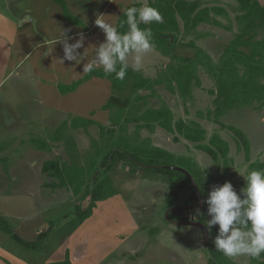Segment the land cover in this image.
I'll list each match as a JSON object with an SVG mask.
<instances>
[{
  "label": "rangeland",
  "instance_id": "obj_1",
  "mask_svg": "<svg viewBox=\"0 0 264 264\" xmlns=\"http://www.w3.org/2000/svg\"><path fill=\"white\" fill-rule=\"evenodd\" d=\"M7 1L0 0V10L8 11ZM216 1L207 0V4ZM156 2L159 4L161 1L157 0ZM234 2L236 4L235 0ZM236 13V8H233L228 16L227 14L226 16L224 14L215 15L221 22L225 23L222 27L216 24H207L206 27L198 28L200 32L207 31L210 36L217 37V39L207 37V47H212L215 56L220 54L224 45L236 32L233 28V26L235 27L233 18ZM15 19L18 21L16 17ZM216 27L223 32L217 30ZM240 28L241 24L239 30ZM255 34L257 39L264 38V24L257 27ZM23 42L24 45L20 47V60L22 61L19 62L16 55L12 58L8 57L6 51L3 52V56L0 58V139L3 143L9 142L13 136L19 139L21 145L20 155L23 157L27 153L28 160L33 162L31 167H28L25 161L12 163L15 169L12 172H16L17 175L11 178L10 174L12 173L8 172L7 168L11 163L4 164L6 167L4 169L7 171L2 173L1 166L3 163L0 159V190L6 191L15 187L14 190L24 193L29 188L35 193V197L18 195L15 191H6L7 194H0V217H6L7 219H5L10 224L11 229L14 226L12 232L26 241H36V229H41L40 232L45 234L40 243L42 244L41 247L36 250L22 246L13 236L4 237L5 233L0 234V244L13 248L14 251L17 250L18 255L28 258L31 263L45 262V258L50 255L49 252L78 225L76 222L78 210L89 205L88 198L85 197L89 181L87 174L78 195L72 193V190L68 187L57 192L55 190L50 191L48 187L41 190L43 184L57 181L50 172L43 170L45 162L57 160L58 163L66 164L69 167L73 164H87L92 158L93 162L96 161V174L98 172L99 175H104L102 172L103 167L100 168L99 166L101 159L108 150L113 148L112 146L117 142V138L121 136L131 146H140L141 142H148L151 146L160 145L169 148L178 155L177 157L192 160L195 163L196 170V172H193L196 176L195 181L193 180V186L197 192L199 203L187 205L186 200L191 190L178 189L176 186L171 185L165 174L146 169L136 170L132 168L129 160H120L118 165L112 167L109 171L107 170L105 174L111 176L113 187L117 191L116 194L121 195L116 196V198H125L127 202L125 204H128L129 211H123L122 208L117 207L115 211L117 216L113 215L111 221L115 222L116 220V223L117 220L121 221L117 223L114 230H120L121 226L124 225L127 230L131 229L134 235L140 236V241H137L140 248L136 250L137 254L131 256L132 258H128L131 254L121 246L115 250L116 252L108 253L100 264H118L117 257H119V254H125L127 260L131 259L130 261H135L138 257H141L143 264H209L212 251L220 254L213 244L219 226H213L211 234L208 233L203 220L211 219V216L207 212L208 205L204 201L213 187L219 186L225 181L232 182L234 188L239 192L245 181L238 172L246 174L250 170V162H264V106L260 107L257 102H253L241 108L231 109L220 117L214 116V107L211 114L208 115L206 111H208V108L212 109V97L208 94L206 87L204 90L195 89L193 99L189 100L186 105L176 97H174V100H169L170 106L177 117L181 116L179 118L186 121L195 119L200 122L207 131L205 142L208 143V139L214 133L219 134L227 141L229 152L225 168L222 159L218 163L215 162L208 153L196 149L192 143L184 139L175 141L172 135L162 131L154 134L149 133L147 130L136 131L133 130V125L126 130L125 128L122 130L115 128L100 131L97 126L93 125L88 127V130L68 131L70 135L67 134L63 137V143H49L50 148L42 150L43 148H40L41 143L46 138L50 140L54 134L53 131H48L49 128L52 129L57 126L60 118L57 117V119L52 116V112L49 111L44 113L43 109L45 108L41 107L34 99V95L37 96L39 91L35 84L31 83L29 73H31L30 64L34 60L35 54L27 55V45H30V43L26 40H23ZM173 47L174 43L170 45V48ZM200 74L207 89L214 87L212 80L206 77L204 73L201 72ZM119 93L126 95L128 90ZM33 99L35 103H33ZM150 102L153 105L159 103L156 98L150 100ZM197 111H202L201 117L197 115ZM126 112L127 117H136L139 114L138 107L136 108L135 105L127 109ZM221 124L236 126L246 133L250 141L249 161L245 159L244 152L238 150L234 133ZM62 133L65 135L64 129ZM27 146L31 148L29 153L27 152L29 148H26ZM97 149L101 150V153L96 156L95 150ZM209 164L211 165L205 172V168ZM7 173L8 176H6ZM175 192L177 194L170 203L168 199ZM27 196L30 200L27 199ZM33 197L36 203H33ZM104 200L99 203V210L94 213L96 218L103 220L102 224L98 222L101 230L103 225H107L104 224L105 217L100 215V213L106 211L109 203V201H105V204ZM119 201L120 199L116 202ZM39 208L42 211L38 210ZM170 208H184L182 210L187 220L183 222L168 221L166 212ZM110 230L111 227L108 230L109 235ZM198 230L203 235L198 234ZM105 235L106 233L100 234L99 237L102 239ZM97 237L98 235H93L90 238V242L93 243L90 252L94 248ZM134 243L135 241L131 245V249L134 247ZM33 251H37V253L28 254L29 252L33 253ZM226 259L229 264H260L259 262L264 261V254L256 259L248 256L226 257ZM119 261L121 260L119 259Z\"/></svg>",
  "mask_w": 264,
  "mask_h": 264
},
{
  "label": "trees",
  "instance_id": "obj_2",
  "mask_svg": "<svg viewBox=\"0 0 264 264\" xmlns=\"http://www.w3.org/2000/svg\"><path fill=\"white\" fill-rule=\"evenodd\" d=\"M54 1L62 6L63 14L69 22L83 25L86 28L79 19L69 12L64 0ZM236 1L239 13L235 18L241 24V28L239 33L225 47L217 67H213V61L208 54L201 49H197L193 58L183 57L179 58L177 62L169 64L166 67L164 76L161 78L150 79L144 77L139 71H133L129 68L125 78L118 80L114 74L106 76L101 69L91 74H84L71 84H58L59 91L61 93L74 91L79 85L94 76L105 77L111 83L112 95L102 106V109L110 111V121L116 129L122 130L125 128L126 130L128 123L136 122L137 130L145 127L149 132H153L156 125H159L174 134L173 138L175 141L178 140L177 135L182 136L195 143L196 148L208 153L215 162L218 163L222 159L223 167L225 168L228 161L229 144L217 133L211 135L208 143L205 142L207 131L197 121L186 122L183 119H179L173 122V114L166 104H162L158 108L148 107L136 117H127L126 110L134 105L138 106L139 104L136 105L134 102L147 97V95L139 94V90L146 89L150 93H154V86L163 83V81L167 83L166 85L171 92L175 93L177 91L183 98L191 96L192 86L201 85L198 75L199 66L206 67L215 79L216 89L209 90L210 94L215 95L214 116L220 117L231 109L241 108L253 102H257L260 107L264 106V38L257 39L255 34L257 27L264 24V3L258 0ZM149 4L157 8L162 14L163 23L142 24L140 27L151 28L155 48L162 49L165 53H170V49L167 48L171 45L168 38L169 34L179 29L177 15L182 19L186 29L195 27L201 22L217 25L219 22L213 19L210 13L221 15L225 13V10L221 7L200 8V0H162L159 4L151 1ZM132 6L140 7V4L132 3L125 10ZM125 19L126 17L122 13L117 26ZM120 30L122 32L127 31V25L125 24L124 28ZM123 90H128V94L122 95L119 93ZM207 114L210 115L211 111L208 110ZM67 124L72 129L79 127L86 129L89 125L97 124V122L79 116L74 117L69 123L63 122L51 136V140H60L63 135L62 130ZM221 125L234 133L238 150L243 151L245 159L249 161L250 141L246 133L233 125ZM99 130H105V128L99 125ZM112 147L104 154L99 165L100 168L103 167L102 172L104 175H99L98 172L96 174V161L93 162L92 158L87 164H73L69 167L66 164L58 163L57 160H49L44 164L43 170L50 172L57 179L55 182L44 185L52 188L68 187L75 195L79 194L84 177L86 174L88 175L89 181L85 197L88 198L89 205L78 210L77 223H82L91 216L93 208L98 201H102L117 193L113 187L111 176L105 174V172L118 165L120 160L124 159L130 161L133 169H146L165 174L171 185L176 186L178 189L191 190L186 200L187 205L199 203L197 192L192 182V179L195 181L194 178L196 177L193 174V172H196L195 163L189 158L177 157L162 148L151 146L148 142H141L140 146H131L121 136L117 138V142ZM40 148L49 149V143L43 141ZM100 153L101 150H95L96 156L100 155ZM249 169H264V162H250ZM176 194L177 192L169 197L170 203L174 200ZM166 217L168 221L174 222L187 220L182 209L172 210L167 213ZM0 229L13 236L22 245L33 248L38 247L45 234L40 232L36 237V241H26L13 233L7 220L2 217H0ZM210 255L209 264H229L222 253L219 254L212 251ZM259 263L264 264V261ZM50 264H70V262L67 258L63 262Z\"/></svg>",
  "mask_w": 264,
  "mask_h": 264
},
{
  "label": "crops",
  "instance_id": "obj_3",
  "mask_svg": "<svg viewBox=\"0 0 264 264\" xmlns=\"http://www.w3.org/2000/svg\"><path fill=\"white\" fill-rule=\"evenodd\" d=\"M64 1L67 5L69 12L75 18L79 19L85 25L86 28H84L83 25H78L69 22L63 14L62 6L54 0H8L7 1L8 11H6L8 13H6L4 9H2L4 11L0 10V51H1L0 58L1 56H3V52L6 51L8 57L12 58L14 57V55H16L18 61L20 62L22 61L20 60L21 59L20 47L24 45L23 40H26L30 43V45L29 44L27 45L28 50L26 54L27 55L35 54L34 60H32L30 64L32 68L31 73H29L30 81L32 84H35V86L38 88L39 91V94H37V96L34 95V99L37 101V103H39L41 107L45 108L43 109L44 113L45 111H49L52 112L53 114L52 116L56 118L57 117L60 118V119L57 118L58 119L57 126L53 127L52 129L49 128L48 131L55 132L63 122L66 121L69 123V121L72 118L78 116L82 118L94 120L97 122V124H92L89 125L88 127L94 125L97 126L99 129V125H102L105 128V130L116 128L110 121V114H111L110 111L102 109V106L107 102L109 97L112 95L111 83L107 78L94 76L91 79L79 85L77 89H75L74 91H70L67 93H61L59 91L58 84L61 83L71 84L73 81L81 78L84 75V73H82V67H83L82 63L77 65L75 64V62L65 61L64 64H62L58 60L64 55V53H63L62 45L59 43L55 44L56 34L61 30V28L64 29L70 28L72 30L70 35L78 32L84 33L85 48H89L91 45L98 46L105 39V34L94 23L95 18L98 14L109 15L106 16V19L110 20L112 23L117 25L118 20L123 13L122 9L125 10V8L132 3H139L141 6L145 2V0H115V2H110V0H103L102 3L98 2V0H64ZM150 1L156 2L157 0H147V3L149 4ZM185 1H194V0H185ZM260 2L264 3V1H260ZM200 4H201L200 8H207V6L209 8L221 7L225 10L224 16H226V14L228 16L229 12H231L233 8L234 9L236 8V10L238 9V3L236 1L235 4L234 0H217L212 4H207V0H200ZM238 13L239 12L237 11V13L234 15H237ZM11 14L15 16L18 19V21ZM210 15L213 17V19L219 22L217 26L222 27L223 25H225V23L221 22V20H219L217 17L218 15L221 14H214L211 12ZM177 21H178L179 29L177 31L171 32L168 36L170 43L171 44L174 43L173 48L167 47L170 49V53H165L163 52L162 49H158L154 47L152 51L145 54L143 58V67L139 71L144 77L150 79L163 77L166 67L169 64L177 62L179 58H183V57L193 58L197 49H201L203 50V52L208 54L213 61V67H217L220 62V56L222 55L225 47L230 43V41L235 37V35L239 33V26H240V24L238 23V21L234 16L233 21L235 23L236 28L234 26L233 28L234 31L236 30V32L234 33L233 37L228 41V43L224 45L220 54L215 56V51L212 49V47H207V37H214V39L215 38L217 39V37L210 36V34L207 31L204 32L198 31L199 27H204V26L206 27L207 24L210 23L201 22L195 27H188L185 29L184 23L178 15H177ZM217 30L223 32L221 29H217ZM200 41L202 43H198ZM74 42H75L74 39H69L68 41V43L70 44ZM78 51L83 52L84 49L82 48L79 49ZM89 54H91V49H89ZM198 68H199L198 75L200 78L201 85L192 86L191 96L187 98L181 97L177 91L175 93L171 92L168 89L166 85L167 83L165 81H163V83L159 85L154 86V93H150V91L146 89L139 90V94L144 96L147 95L146 98L134 102L136 105L139 104L138 106H136V108L138 107L139 114L148 107L158 108L162 104H166L170 108L173 114V122H175L182 118H179L181 116L178 117L176 116L174 110L170 106L169 100L170 99L174 100V97H176L180 101H183L186 105V103L189 100L193 99L195 89L199 88V90H204L205 87L208 94L212 97L211 100L212 109L208 108V110L212 111L215 107V102H214L215 95L210 94L209 90L216 89L215 79L212 76V74L209 73L206 67L199 66ZM201 72L204 73L206 77H208L210 80L213 81L214 87L207 89V86L204 85V81L201 78V74H200ZM154 98H156L159 101L157 105H153L150 102V100ZM34 99H33V103H35ZM197 115L201 117L202 111H197ZM192 120L197 121L195 119H190V121ZM197 122L200 124L199 121ZM136 124H137L136 122L128 123L126 125V129L131 125H133L134 128L133 130L136 131L147 130L149 132V130L145 127L137 130ZM88 127L86 129H84L83 127L72 129L69 127V124H67V126L64 128L66 133L65 135L64 134L62 135L60 140L54 141L51 139L49 140L47 138L44 140L52 144L63 143L64 142L63 137L67 136L68 131L71 132L78 130H88ZM159 131H162L174 137V134L168 132L165 128L159 125H156L155 130L149 133L154 134L155 132L158 133ZM68 135H70V133ZM177 136H178V140L184 139L195 146V143L183 138L182 136L179 135ZM10 139L11 140L7 143L6 142L3 143V141H1L0 139L1 141L0 159L3 163L1 166L2 173H5L7 171L4 169L5 167L4 164L8 165V162L11 163V165L9 167L7 166V168H8V172L12 173L10 174V176H12L11 178H13V176H16L17 174L16 172H12L15 170L12 163L16 164V162L25 161L28 167H31L33 161L28 160L27 153L25 154V156L23 155V157L20 155L21 145L19 139H16L14 136L11 137ZM28 147L29 146H27L26 148ZM155 147L162 148L168 152H171L175 156H178L167 147H163L160 145H156ZM30 149L31 148L29 147L27 150L28 153L30 152ZM179 156L188 157L185 155H179ZM6 176H8V173L6 174ZM44 187H48L50 191L55 190L56 192L64 188L67 189L66 187L52 188L50 186H45L43 184L41 190H44L45 189ZM14 188L15 187L9 189L6 188L7 189L6 191L7 192L15 191L16 193H18V195H23V196L35 195V193L29 188H27L24 193L16 189L14 190ZM6 191L0 190V194L2 195L7 194ZM118 195L120 194H115L104 200L105 204L108 201L109 203L107 204L106 211H104L105 213L104 212H103L104 214L100 213V215L105 217L104 224H107V225H103L102 230L98 225L99 224L98 222H101L102 224L103 220L102 221L99 220L94 215L95 211L99 210L98 205L99 203H101V201H98L96 206L93 208V212L91 216L86 218L82 223H77L78 225L75 226L74 229H72V231H70L69 234H66L65 238L62 239L61 242L51 252H49L50 255L45 258V262L43 261L42 263H37V264H50L55 262H63L67 258L70 264H100L102 263L103 259L106 257L108 253L116 252L115 250L119 249L121 246H123L129 252V254H131L128 258H132L131 256L137 254L136 250L140 248V246L137 245V241L138 242L140 241V236L136 234L134 235L131 229L127 230V228L124 227V225L123 226L120 225L122 227L120 230H114L117 223H120L121 221L117 220V223L116 220L115 222L111 221L113 215H115V217L117 216L115 213L117 207L122 208L123 211H129V208H127L128 204H125L127 203L125 201V198L124 199H121L119 197L116 198V196ZM34 197H33V203H36ZM27 199L30 200L28 196ZM119 199L120 201L117 203L116 201H118ZM31 201H32V197H31ZM35 206L37 208V204ZM38 210H40V208ZM167 213L168 212H166V215ZM2 218L5 219L6 217L2 216ZM110 227L111 230L109 231L110 232L109 235L108 230ZM12 229L14 230V226L12 227ZM40 230L41 229L38 230L36 229L35 235H38ZM2 233L6 234L4 237H11L10 234L0 229V234ZM104 233H106V235L103 236L101 239L99 235ZM93 235H98V237L94 243L93 250L90 252V247L93 246V243L90 242V238ZM132 241L133 242L135 241V243H134V247L131 249L132 247L131 245L133 244ZM18 243L21 244L19 241ZM41 245L42 244H39L38 247L36 248L26 247L24 245L22 246L28 249L36 250L39 247H41ZM36 253L37 251H33V253L29 252L28 254H36ZM18 254L19 252L17 250L14 251L13 248L6 247L2 243L0 244V264H36V263H31L28 258L22 257ZM126 257L127 256L125 254L123 255L119 254V257H117L118 258L117 263L143 264V261H141V257H138L137 260L135 261L133 260L130 261L131 259L127 260ZM119 259L121 261H119Z\"/></svg>",
  "mask_w": 264,
  "mask_h": 264
},
{
  "label": "clouds",
  "instance_id": "obj_4",
  "mask_svg": "<svg viewBox=\"0 0 264 264\" xmlns=\"http://www.w3.org/2000/svg\"><path fill=\"white\" fill-rule=\"evenodd\" d=\"M98 2L102 3L103 0ZM122 12L126 19L119 26L106 19L109 15L96 16L94 23L105 34L104 41L98 46L85 48L83 32L70 35V28H61L56 34L55 44L62 45L64 55L58 60L62 64L65 61L75 62L77 65L82 63L84 74L102 69L106 76L114 74L118 80L125 78L130 67L133 71H140L145 54L155 47L151 28H141L140 25L163 23V16L147 0L140 7H128L126 10L122 9ZM125 24L127 31L122 32L120 29ZM69 39H74L75 42L70 44ZM82 48L83 52L78 51ZM210 165L206 166L205 172ZM238 173L245 181L239 192L232 182L225 181L207 194L204 202L208 205L207 212L211 219L203 220V223L209 234L213 226H219L213 244L225 257L259 258L264 254V169H252L246 174ZM198 234L203 235L199 230Z\"/></svg>",
  "mask_w": 264,
  "mask_h": 264
},
{
  "label": "water",
  "instance_id": "obj_5",
  "mask_svg": "<svg viewBox=\"0 0 264 264\" xmlns=\"http://www.w3.org/2000/svg\"><path fill=\"white\" fill-rule=\"evenodd\" d=\"M178 169H180V170H184V169H182V168H178ZM191 178V177H190ZM192 179V178H191ZM192 182H193V179H192ZM195 185V184H194ZM178 209H184V208H172V209H170V210H168V212H170V211H172V210H178ZM186 223V222H185ZM194 223V222H193ZM195 224V223H194ZM202 226V225H201ZM206 235H207V232H206Z\"/></svg>",
  "mask_w": 264,
  "mask_h": 264
}]
</instances>
